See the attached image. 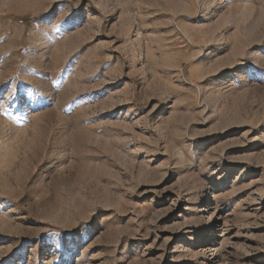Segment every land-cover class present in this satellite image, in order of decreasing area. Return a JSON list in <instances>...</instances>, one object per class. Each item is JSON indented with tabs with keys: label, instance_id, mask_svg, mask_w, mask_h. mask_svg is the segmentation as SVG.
Here are the masks:
<instances>
[{
	"label": "rangeland",
	"instance_id": "1",
	"mask_svg": "<svg viewBox=\"0 0 264 264\" xmlns=\"http://www.w3.org/2000/svg\"><path fill=\"white\" fill-rule=\"evenodd\" d=\"M0 264H264V0H0Z\"/></svg>",
	"mask_w": 264,
	"mask_h": 264
}]
</instances>
